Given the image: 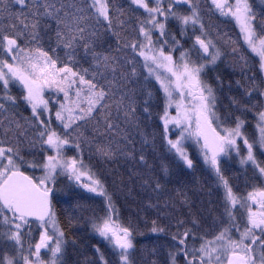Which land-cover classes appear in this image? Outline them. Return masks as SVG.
<instances>
[{
    "label": "snow or ice",
    "instance_id": "snow-or-ice-1",
    "mask_svg": "<svg viewBox=\"0 0 264 264\" xmlns=\"http://www.w3.org/2000/svg\"><path fill=\"white\" fill-rule=\"evenodd\" d=\"M0 264H264V0H0Z\"/></svg>",
    "mask_w": 264,
    "mask_h": 264
},
{
    "label": "trees",
    "instance_id": "trees-1",
    "mask_svg": "<svg viewBox=\"0 0 264 264\" xmlns=\"http://www.w3.org/2000/svg\"><path fill=\"white\" fill-rule=\"evenodd\" d=\"M120 203L124 204L123 196H121ZM138 239L142 241V245L143 246H145V247H147L149 249L165 243V239L164 238L156 239V238L138 237Z\"/></svg>",
    "mask_w": 264,
    "mask_h": 264
}]
</instances>
